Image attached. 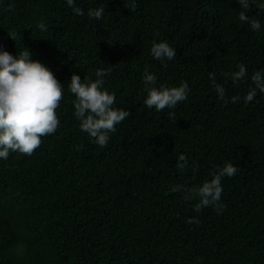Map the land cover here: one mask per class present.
Wrapping results in <instances>:
<instances>
[{
    "label": "trees",
    "instance_id": "obj_1",
    "mask_svg": "<svg viewBox=\"0 0 264 264\" xmlns=\"http://www.w3.org/2000/svg\"><path fill=\"white\" fill-rule=\"evenodd\" d=\"M73 7L0 0V47L14 56L28 50L65 86L56 132L30 156L0 159V264H264V93L243 100L251 75L264 69V12L239 0H74ZM100 7L101 19L88 15ZM240 11L260 19L261 29L240 21ZM162 40L176 49L164 63L150 53ZM240 63L248 75L233 84L225 73ZM98 69L114 107L130 111L105 147L79 129L67 87L73 73L86 83ZM145 70L156 87L187 82V99L147 108ZM226 162L238 171L222 178L221 212H196V200L171 191L210 180Z\"/></svg>",
    "mask_w": 264,
    "mask_h": 264
},
{
    "label": "clouds",
    "instance_id": "obj_2",
    "mask_svg": "<svg viewBox=\"0 0 264 264\" xmlns=\"http://www.w3.org/2000/svg\"><path fill=\"white\" fill-rule=\"evenodd\" d=\"M73 7L74 0H66ZM243 9L247 10L250 4L264 12V0H239ZM104 7L90 9L88 15L95 19H101ZM73 12L83 15V10L75 6ZM239 20L247 22L253 31H259L262 21L256 17H249L245 11H240ZM41 29L44 25H39ZM150 53L155 60L161 63L176 57V49L167 41L154 42ZM28 50L21 51L18 55H12L0 47V159L6 160L10 152H19L31 155L42 142V137L56 132L60 121L56 109L60 105L64 85L55 77L53 71L38 60L30 58ZM105 71L98 69L94 80L83 82L80 76L73 73L67 84L70 92L74 94L72 101L74 116L78 120L79 129L87 133L93 142L99 147H105L110 139V133L116 131V125L124 121L130 111L114 107L115 93L104 87L103 77ZM246 66L243 63L237 65V70L225 73L233 84L247 77ZM146 96L143 104L147 108H155L156 111L165 108L173 109L187 99L191 91L187 82L168 87L160 85L156 87L157 77L155 73L145 70L142 76ZM209 79L217 93L218 99L228 102L226 89L216 82L215 74L209 73ZM253 82L243 100L251 102L257 95V91L264 93V69L256 70L250 77ZM239 96L230 98L231 102L239 100ZM173 113H169L172 115ZM179 167L188 166L186 157L179 156ZM238 171V167L226 162L219 167L210 180L202 184L184 189L181 185L171 187V191L185 192L186 200H196L194 211L199 212L204 207H214L219 213L224 205L220 203L223 192L222 178L232 177ZM187 223H199L197 217L186 218Z\"/></svg>",
    "mask_w": 264,
    "mask_h": 264
}]
</instances>
